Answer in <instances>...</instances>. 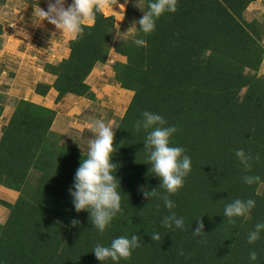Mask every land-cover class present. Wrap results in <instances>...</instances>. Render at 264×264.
<instances>
[{"label": "trees", "instance_id": "16d2710c", "mask_svg": "<svg viewBox=\"0 0 264 264\" xmlns=\"http://www.w3.org/2000/svg\"><path fill=\"white\" fill-rule=\"evenodd\" d=\"M257 1H112L123 22L143 18L116 41L98 4L90 25L70 8L66 56L33 92L95 102L87 80L112 51L125 62L110 80L132 96L99 155L62 144L54 109L12 100L0 264H264V22L245 17Z\"/></svg>", "mask_w": 264, "mask_h": 264}, {"label": "rangeland", "instance_id": "374dc122", "mask_svg": "<svg viewBox=\"0 0 264 264\" xmlns=\"http://www.w3.org/2000/svg\"><path fill=\"white\" fill-rule=\"evenodd\" d=\"M62 1L67 2V4L63 3V6H51L49 8V14L45 13L44 15L43 13V15L45 17L48 16V19H46L48 21L50 17L54 21L57 19L59 27L56 28L57 30H54L56 35L55 41L59 42L58 44L63 47L67 44L66 39H68L72 33L68 27L70 23H66L63 15L68 14L71 7H77L86 13H89L92 3L94 1H99V6L106 16H109V14L112 13L113 16L117 17L115 23L116 31L113 36L115 41L132 36L136 32L137 27L140 25L143 26V18L141 17L136 19L132 18L133 22H120L119 20L122 18V11L119 13L116 10L118 7H109L110 5H107V3L112 0H90L89 3L81 1L78 2L80 6H78V3L75 0ZM47 2L50 3L51 0H46V3ZM82 4L84 6H81ZM131 5L134 8L133 11H137L142 5V0H131ZM36 12L39 11L36 10ZM28 15L30 16V22L25 20L24 24L34 25L36 23L34 19L41 15V13H28ZM7 16L10 15L6 14V12L2 14L3 19ZM13 17V23L17 24V22H15V17H18V15ZM245 17L248 21L255 18L264 22V0H258L256 3L250 5L246 11ZM19 19V21L23 23L24 17L22 15L19 16ZM22 30L25 33L26 29ZM28 32L32 33V31ZM51 44L48 46L36 43V41L33 42L23 36L18 51L24 52L25 54L20 53V58L4 63L2 67L0 65V93L8 98V103L5 105V110L2 119L0 120V128L4 124L6 118L12 113L13 99H30L35 84H48L52 82L53 77L44 73L42 66L46 63L54 64L59 62V59L64 54L62 53L61 47L55 50L57 46L53 47L54 41H52ZM120 60V57L117 55L115 56L111 51L107 63L103 66H97L98 69H94L88 77L87 83L95 93V102L74 96H68L65 97L62 103L54 104L53 101L55 98L52 95L49 94L45 97V101L49 102V106L56 111V118L52 130L62 138V144L74 142L80 150L87 154H100L98 153L99 150L103 149L104 144L113 133L119 118L123 116L132 96L131 92L120 89L110 80L113 76L110 65L114 61L121 62ZM262 73H264V67ZM16 198V192L0 186L1 200L13 203ZM6 214L7 210L0 207V222L4 221Z\"/></svg>", "mask_w": 264, "mask_h": 264}, {"label": "crops", "instance_id": "0c3cea01", "mask_svg": "<svg viewBox=\"0 0 264 264\" xmlns=\"http://www.w3.org/2000/svg\"><path fill=\"white\" fill-rule=\"evenodd\" d=\"M61 1L62 0H51L50 3L49 2L46 3V0H5L4 1L3 5L0 6V23L3 26V35H2L1 49H0V65H1V67L6 62H10L12 60H15L16 58H20L21 57L20 53H24V52L18 51L19 46H20V42H21V39L23 36L27 37L29 40H32L33 42L36 41V43H40V44H44V45H48V46H50L51 42L54 41L53 47L57 46L55 50H57L61 47L62 53L64 54L59 59V62L66 56V44H65V47H63V46H60L58 44L59 42L55 41L56 35H55L54 30H57L56 28L59 27L57 19H56V21H54L50 17V19L48 21V20H46V19H48L47 18L48 16L47 17L44 16L45 13L49 14V10H50L49 8L51 6H54V5L55 6L56 5L63 6V3L67 4V2H64V1L61 2ZM75 1L77 3L81 2V1L85 2V3H89L90 0H75ZM111 2H108L107 5H110ZM114 2H116V1L114 0ZM94 4H98V6H99L100 2L94 1L91 5V8ZM78 6H80L79 3H78ZM81 6H84V5L82 4ZM109 7H118V8H116V10L119 13H121V11H122V15H121L122 18L119 21L123 22L124 14H125L126 8H127V3H118L116 5L111 4ZM71 8H74V7H71ZM75 8L79 9L77 7H75ZM91 8L89 9V11L91 10ZM100 9H101V7H100ZM36 10H38L41 13V15L37 16L36 19H34V21L36 23L34 25L24 24L25 20L27 22H30V20H29L30 16L28 15V13H39V12H36ZM79 10H81V9H79ZM81 11L83 12L82 23L90 25L92 23V21H90V19L88 18V12L86 13L83 10H81ZM4 12H6V14H9L10 16H7L5 19H3L2 14ZM43 13H44V15H43ZM16 15H18V17H15L16 18L15 22H17V24L13 23V20H14L13 16H16ZM21 15L24 17L23 23L19 21L20 20L19 16H21ZM66 15H63V18ZM109 15L113 16L112 13H110ZM114 18H115V23H116L117 17L114 16ZM64 20L66 21V23H68V22L70 23L68 27L72 31L71 21L66 20V19H64ZM22 24H23V26H22ZM22 29H26L25 33L23 32ZM28 31H32V33L28 32ZM35 39H37V40H35ZM113 54L116 56L115 53H113ZM117 56H119V55H117ZM119 57L121 59L120 60L121 62H125L124 57H121V56H119ZM122 60H124V61H122ZM57 63H54V64H57ZM49 64H53V63H49ZM97 66H99V65H97ZM97 66L94 68L95 70L98 69ZM42 70H43V66H42ZM46 74L51 76L48 73H46ZM51 77H53V76H51ZM53 79H54V77H53ZM51 83H48V84H51ZM49 94L55 98L57 93L53 89H51L47 95H49ZM47 95L45 97H47ZM68 96H72V95H68ZM68 96H66V97H68ZM45 97H41L39 95H36L34 92H32V96H30V99H26V98H17V99L28 100L32 103H35V104H38V105L52 109L49 106V102L45 101ZM44 102H46V103H44Z\"/></svg>", "mask_w": 264, "mask_h": 264}]
</instances>
